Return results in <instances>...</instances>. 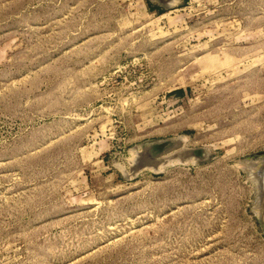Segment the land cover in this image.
Masks as SVG:
<instances>
[{"label": "rangeland", "instance_id": "rangeland-1", "mask_svg": "<svg viewBox=\"0 0 264 264\" xmlns=\"http://www.w3.org/2000/svg\"><path fill=\"white\" fill-rule=\"evenodd\" d=\"M175 3L0 0V264H264V0Z\"/></svg>", "mask_w": 264, "mask_h": 264}, {"label": "bare ground", "instance_id": "bare-ground-1", "mask_svg": "<svg viewBox=\"0 0 264 264\" xmlns=\"http://www.w3.org/2000/svg\"><path fill=\"white\" fill-rule=\"evenodd\" d=\"M153 1L160 3L166 8H169L170 7L169 5L176 4L175 3L176 0H153ZM164 142L166 141H161V142L156 141L158 145L163 144ZM142 154L144 155L145 153L142 152ZM205 156H206V153L203 155V157ZM257 162L248 161L246 162L247 167L245 165L244 166L248 169V175H249L248 178L250 180L253 179V181L256 184V189L258 191V194H257L258 196L256 195V197L258 198V201L256 200L254 207H255L256 212L258 213V217L262 220L264 224V174H263L264 172L261 169H259L260 165ZM157 165L158 163L152 162L150 165H147V166H157Z\"/></svg>", "mask_w": 264, "mask_h": 264}, {"label": "water", "instance_id": "water-1", "mask_svg": "<svg viewBox=\"0 0 264 264\" xmlns=\"http://www.w3.org/2000/svg\"><path fill=\"white\" fill-rule=\"evenodd\" d=\"M160 4V3H159ZM161 5V4H160ZM163 6V5H162ZM163 7H165V6H163ZM166 8V7H165ZM172 142L173 141H171V140H168V141H166V142H164L163 144H160V145H158L156 142H152V143H146V144H144L143 145V147H146V148H153L155 151H160L161 149H163V148H165L166 146H168V145H170V144H172ZM248 161H252V162H257L259 165H260V167H259V169H261L263 172H264V155L263 156H260V157H257V158H254V157H251V158H249V159H247L246 160V162H248ZM264 174V173H263ZM256 202V201H255ZM255 203H254V205H253V207H252V210H253V212L255 213V217H256V220H257V222L260 224V226L263 228V230H264V224H263V222H262V220L258 217V213L256 212V210H255Z\"/></svg>", "mask_w": 264, "mask_h": 264}]
</instances>
